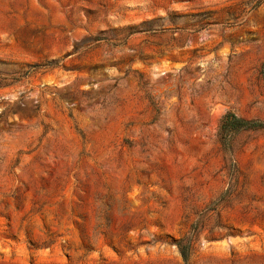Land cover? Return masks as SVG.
Masks as SVG:
<instances>
[{"label": "rangeland", "instance_id": "obj_1", "mask_svg": "<svg viewBox=\"0 0 264 264\" xmlns=\"http://www.w3.org/2000/svg\"><path fill=\"white\" fill-rule=\"evenodd\" d=\"M0 264H264V0H0Z\"/></svg>", "mask_w": 264, "mask_h": 264}, {"label": "trees", "instance_id": "obj_2", "mask_svg": "<svg viewBox=\"0 0 264 264\" xmlns=\"http://www.w3.org/2000/svg\"><path fill=\"white\" fill-rule=\"evenodd\" d=\"M94 40L97 41L98 39H94ZM36 67L40 68L39 66ZM259 126L260 125H258L257 123H251L245 120L244 118L229 112L226 115H224V117L222 118L220 125V134L227 137L232 133H238L246 130H257ZM223 143L224 145H228V142L224 141Z\"/></svg>", "mask_w": 264, "mask_h": 264}]
</instances>
